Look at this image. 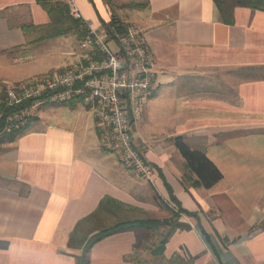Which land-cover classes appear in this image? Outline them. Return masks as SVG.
<instances>
[{"label": "crops", "instance_id": "1", "mask_svg": "<svg viewBox=\"0 0 264 264\" xmlns=\"http://www.w3.org/2000/svg\"><path fill=\"white\" fill-rule=\"evenodd\" d=\"M73 2L94 29L112 22L103 0ZM145 5L137 21L159 88L132 121V140L155 168V188L103 150L90 109L78 101L48 106L0 153V243L8 245L0 264H77L82 252L70 248L71 234L102 200L168 219L156 196L168 202L169 189L195 216L180 219L190 229L171 236L165 263L264 264V12L236 8L226 25L211 0ZM49 23L37 0H0V94L64 70L31 74L26 65L51 41L28 44L29 28ZM72 37L74 64L84 54ZM176 137L204 152L222 181L194 188ZM135 243L131 232L106 238L92 248L91 264H135Z\"/></svg>", "mask_w": 264, "mask_h": 264}, {"label": "built area", "instance_id": "2", "mask_svg": "<svg viewBox=\"0 0 264 264\" xmlns=\"http://www.w3.org/2000/svg\"><path fill=\"white\" fill-rule=\"evenodd\" d=\"M64 1L71 17L80 21L85 30L79 43L84 57L35 84L9 89L8 105L32 101L11 121L20 124L24 117H31L35 107L46 102L54 105L78 101L94 113L104 149L115 154L126 169L155 185V169L132 140V121L141 118L159 88L158 68L146 35L139 26L129 25L112 46L107 32L94 29L73 0Z\"/></svg>", "mask_w": 264, "mask_h": 264}, {"label": "trees", "instance_id": "3", "mask_svg": "<svg viewBox=\"0 0 264 264\" xmlns=\"http://www.w3.org/2000/svg\"><path fill=\"white\" fill-rule=\"evenodd\" d=\"M215 3L222 22L226 25L234 24V11L236 8H248L254 11L264 12V0H211ZM38 4L46 11L50 17V23L43 27H30L35 34L33 40L28 44L56 39L67 35H76L81 40L85 34L82 23L73 19L70 15L69 6L63 1L37 0ZM146 6V5H144ZM128 26L123 25L120 21L112 20L108 25L104 24L105 31L108 34V40L112 46L117 42L118 37L123 35ZM7 90L3 89L0 94V153L6 144L13 143L17 138L24 134L34 119H26V122L18 125L9 124L8 120L18 112L31 106L32 101H26L17 106H10L6 102ZM45 96L43 99H45ZM72 103V102H69ZM54 104L50 106L67 105ZM10 126V127H9ZM9 127V128H7ZM7 128L8 130H5ZM175 148L179 151L186 163V169L194 176L191 184L194 188L212 189L223 179L221 171L209 160L202 151L191 149L183 137L173 139ZM170 202L164 201L158 195L156 201L159 207L170 211L171 217L168 219H127L119 217L125 216L127 210H130L122 204L105 198L100 203L99 208L89 217L79 222L71 234L69 246L80 250L82 253L76 257L77 264H91L90 252L92 248L102 240L111 236L122 233H134L136 243L133 247V260L135 264H147L146 260L140 258V252L144 251L149 242L157 239L161 233V240L151 251L154 257H162L166 244L171 236L178 230H189L190 227L180 222L183 215L193 217L195 215L187 212L177 201L171 189H169ZM172 205V206H171ZM102 215L109 216L116 222L108 227L95 226L101 221ZM164 232V233H163ZM8 245L0 243V248L4 249ZM149 246V245H148ZM150 247V246H149ZM153 247V246H152Z\"/></svg>", "mask_w": 264, "mask_h": 264}, {"label": "rangeland", "instance_id": "4", "mask_svg": "<svg viewBox=\"0 0 264 264\" xmlns=\"http://www.w3.org/2000/svg\"><path fill=\"white\" fill-rule=\"evenodd\" d=\"M146 1L147 0H103V2L106 5V8L110 14V19L116 20V21L118 20L125 26H129V25L139 26L137 19H138V16H140V14H142V12L145 10L144 5L146 4ZM72 42H73L72 35H68V36H64V37H61V38H58L55 40H51L49 42H46L44 44L36 46L32 51L33 52L32 61H27V64H26L30 68L31 74L46 72L47 69L52 68V67L54 69L63 70V69H66L69 65L73 64L74 57H73L71 50H70ZM23 66H25V65H23ZM223 72H225V71H223ZM51 75H53V74H50V76ZM41 79H43V77L39 78L37 80L31 81L29 83H26V84H22V85H29L32 83L35 84V83L39 82ZM22 85L11 86V87L7 88L6 90L8 91L11 88L20 87ZM6 98H7V93H6ZM6 102H7V100H6ZM50 105H51L50 103L46 102L42 105H39L38 107H35L33 109V111L31 112V117H28L27 119L36 118L39 114V111L47 108ZM25 118L26 117L23 118L24 120L22 119L23 121L21 123L24 124L26 122ZM11 120H12V118L8 120V123L10 125L11 124H15V125L19 124L17 121H11ZM9 127H7V128H9ZM7 128H5V130H8ZM101 144H102V142H101ZM102 147H103V145H102ZM103 150L105 152H108L109 154L115 156V154L105 150L104 147H103ZM151 186L153 188H155V185H151ZM168 202H170V201H168ZM164 210H166V209H164ZM166 211L170 214V217H171L170 211H168V210H166ZM183 216H185V215H183ZM119 217H122V218L125 217L127 219H133L134 217H138V219H142L141 217H143L144 219L146 218L145 215L139 216V214H137L136 212H134L132 210H127L125 213V216L119 215ZM146 219H148V218H146ZM115 222H116V220H114L113 218H110L109 216H106V215H102L101 221H98V223H96L93 228H95V226L96 227L97 226L108 227V226L113 225ZM161 235H162V233H161ZM161 235L157 239L152 240L151 242L148 243V245L150 247L147 245L146 249L144 251L140 252V258L143 260H146L147 264H167L164 262V260H162L161 257H154L151 255V251L153 250V248L162 239Z\"/></svg>", "mask_w": 264, "mask_h": 264}]
</instances>
